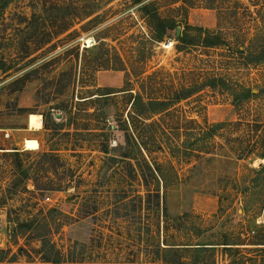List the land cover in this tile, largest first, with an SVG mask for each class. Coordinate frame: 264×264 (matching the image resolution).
I'll use <instances>...</instances> for the list:
<instances>
[{"label":"rangeland","instance_id":"rangeland-1","mask_svg":"<svg viewBox=\"0 0 264 264\" xmlns=\"http://www.w3.org/2000/svg\"><path fill=\"white\" fill-rule=\"evenodd\" d=\"M175 1L11 0L0 12V128H19L26 120L36 137L11 151L0 131V264H45L47 241L66 264H162L156 248L163 240V206L172 220L187 213L174 224L184 232L212 229L215 238L207 233L192 242L217 240L223 232L235 236L252 224L250 236L262 240L263 234L264 241V179L252 172L263 160L235 161L223 136L208 140L203 159L154 153L162 178L175 183L168 162L180 178L163 197L161 180L132 142L123 90L138 88L154 72L183 80L198 57L207 60L200 48L178 53L173 32L154 40L140 9L153 2L162 17L181 21L183 15L172 11L181 5ZM182 1L189 26L221 31L232 43L264 39V0ZM225 55L240 57L218 56L217 67L225 65L231 82L258 93L246 106L264 117V63L244 67L240 58L226 63ZM181 107L199 123L238 117L220 90L204 89ZM32 115L41 117V130L31 129ZM244 186L247 193L236 194ZM213 200V209L199 207ZM220 250L216 264H228ZM247 256L264 264V250Z\"/></svg>","mask_w":264,"mask_h":264},{"label":"trees","instance_id":"trees-1","mask_svg":"<svg viewBox=\"0 0 264 264\" xmlns=\"http://www.w3.org/2000/svg\"><path fill=\"white\" fill-rule=\"evenodd\" d=\"M10 1L1 0L0 12ZM141 1L143 0H133V3L138 4ZM179 2L181 5L172 11L183 15L184 20L187 11L184 2L176 0L173 4ZM140 12L147 20V25L153 33L155 41L163 42L169 38V33L173 32L174 40L177 43L175 50L178 53L194 47L206 51L203 55L207 57V60L198 57L195 66L183 74L186 76L183 80L175 74L176 80L173 77L174 74L169 72L161 77H158L160 73L154 72L146 76L138 88L123 90L129 94L127 121L132 134V142L138 151L145 153L147 159L144 157L143 161L148 169L153 170L161 180L163 197L169 188L179 184L180 178L170 162L165 168L174 174L175 183H168L162 178V167L150 158L154 153L165 152L173 159L176 157L180 159L185 155L203 159V155L206 153L204 151L211 145L208 140L214 139L216 136H223L228 141L229 150L236 153L235 161L254 156L264 162V119L261 120L264 118L263 112L257 108H247L246 106L258 98V93H254L252 89L242 84L231 82L229 70H226L229 68L222 64L220 68L217 67L216 59L218 56L223 57V54L226 53L230 55L235 53L240 57L230 59L231 56L225 55L226 63H232L238 58L242 60L244 67L264 63V39L258 41L255 36L252 40L232 43L223 36L221 31L193 27L185 24L183 20L177 21L174 18L162 17L153 2L142 6ZM177 28H180L181 31L176 38ZM150 82L156 83L157 86H152ZM126 84L129 85L128 82ZM204 89L227 92L232 105L237 109L236 121L208 124L204 121L199 123L197 119L186 116L181 104ZM200 111H203V108H200ZM197 112L199 111H193L191 114ZM181 136H187L189 141L179 142ZM252 172L260 175L263 180L264 164L257 171L253 169ZM249 182L251 186L256 187L259 180L253 178ZM247 190V186L239 187L236 189V194L244 195ZM150 197L147 196V198ZM147 204L150 205V202L147 201ZM162 217L163 240L161 245L156 248V255L160 256L162 264H216L217 249H221L220 252L229 258L228 264H252L253 258L248 257L247 254L264 250V247L261 248L263 250L256 248L264 246L263 234L262 240L250 236V233L254 234L256 231L255 224L251 225L253 230L249 228L248 231L242 228L244 232L235 236H229L223 232L217 236V240L203 238L192 242L191 238L199 239L207 233H210L209 238H215L214 233L210 232L212 229L202 230L201 227L193 226L189 231L184 232L180 228V224L176 226L174 224L179 223L182 217L187 219L189 217L187 213L175 217L173 221L168 217L164 206ZM171 222L173 225L170 224ZM259 241L260 243H258ZM45 246L47 251L46 255L41 258L42 262L45 264L69 263L63 252L52 241H47Z\"/></svg>","mask_w":264,"mask_h":264},{"label":"crops","instance_id":"crops-1","mask_svg":"<svg viewBox=\"0 0 264 264\" xmlns=\"http://www.w3.org/2000/svg\"><path fill=\"white\" fill-rule=\"evenodd\" d=\"M26 101L24 96H20L19 98V107ZM29 101V100H28ZM24 107V106H22ZM3 118L5 117L4 115ZM41 130V129H40ZM0 131H4L8 134V137L5 138L3 134V139H5L2 143L4 147H8L6 149H10L11 151H18L14 149H23V144L25 140H35V132L27 130V121L25 120L23 124L19 128H0ZM39 131V130H38ZM214 200L209 204L200 203L199 207L203 209H213L214 208Z\"/></svg>","mask_w":264,"mask_h":264},{"label":"bare ground","instance_id":"bare-ground-1","mask_svg":"<svg viewBox=\"0 0 264 264\" xmlns=\"http://www.w3.org/2000/svg\"><path fill=\"white\" fill-rule=\"evenodd\" d=\"M86 43L89 44L88 48H90L92 46V45H90V43H91L90 40H86ZM41 128H42L41 117L39 115H32V117H31V129L34 131H38Z\"/></svg>","mask_w":264,"mask_h":264},{"label":"built area","instance_id":"built-area-1","mask_svg":"<svg viewBox=\"0 0 264 264\" xmlns=\"http://www.w3.org/2000/svg\"><path fill=\"white\" fill-rule=\"evenodd\" d=\"M172 45H173L172 42H168L167 45H166L165 47H166V48H170V47H172ZM4 137L7 138V137H8V134L5 133V134H4Z\"/></svg>","mask_w":264,"mask_h":264},{"label":"water","instance_id":"water-1","mask_svg":"<svg viewBox=\"0 0 264 264\" xmlns=\"http://www.w3.org/2000/svg\"><path fill=\"white\" fill-rule=\"evenodd\" d=\"M180 31H181V29H180V28H177V29H176V33H175V37H176V38L179 36V34H180Z\"/></svg>","mask_w":264,"mask_h":264}]
</instances>
